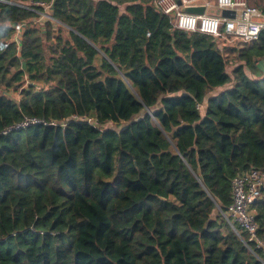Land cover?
<instances>
[{
    "label": "trees",
    "instance_id": "16d2710c",
    "mask_svg": "<svg viewBox=\"0 0 264 264\" xmlns=\"http://www.w3.org/2000/svg\"><path fill=\"white\" fill-rule=\"evenodd\" d=\"M37 1L0 0V264H263L221 210L264 169V29L230 44L154 0ZM26 118L49 124L4 133ZM252 211L264 237V196Z\"/></svg>",
    "mask_w": 264,
    "mask_h": 264
},
{
    "label": "built area",
    "instance_id": "2783aa9c",
    "mask_svg": "<svg viewBox=\"0 0 264 264\" xmlns=\"http://www.w3.org/2000/svg\"><path fill=\"white\" fill-rule=\"evenodd\" d=\"M52 3V0L37 1L26 7L31 10H35L34 6L41 7L43 8V12H40L42 17L51 18L48 9ZM155 5L159 10L173 17L172 22L175 28L189 32L199 31L212 35L216 39L226 38L249 43L257 40L264 29V13L261 9L248 4L247 0H215L214 6L216 5L217 10H235L236 14L233 18L210 12V8L213 7L211 0H155ZM199 5L206 7L203 14L190 13L184 10L187 6ZM27 24L28 22H21L15 26L13 40L18 47ZM73 120L96 123L94 119L88 117L74 116ZM37 124L49 123L37 118H26L24 121L7 128L4 133ZM232 194L231 205L226 211L221 210V213L235 230H237L236 226H239L247 232V245L249 247V243H254L256 248H260L264 252V237H261L259 233L260 227L255 213L252 211L254 203L264 196V169L251 168L249 171L237 175L232 181ZM261 261L264 264V259Z\"/></svg>",
    "mask_w": 264,
    "mask_h": 264
},
{
    "label": "water",
    "instance_id": "95a60500",
    "mask_svg": "<svg viewBox=\"0 0 264 264\" xmlns=\"http://www.w3.org/2000/svg\"><path fill=\"white\" fill-rule=\"evenodd\" d=\"M185 11L190 12V13H197V14H203L206 10V7L204 5H199V6H187L184 8ZM218 14H221L223 17H228V18H233L235 17V10L231 9H222L218 10ZM23 67L26 68V63H23Z\"/></svg>",
    "mask_w": 264,
    "mask_h": 264
},
{
    "label": "rangeland",
    "instance_id": "374dc122",
    "mask_svg": "<svg viewBox=\"0 0 264 264\" xmlns=\"http://www.w3.org/2000/svg\"><path fill=\"white\" fill-rule=\"evenodd\" d=\"M211 2H213V8L215 9L214 10V14H218L217 12H218V10H217V7H216V5L214 6V2H215V0H211ZM247 2H248V4H249V0H247ZM154 3H155V0H154ZM251 5V4H250ZM253 6H255V5H253ZM255 7H257L258 8V6H255ZM124 9V6H122L121 7V10H123ZM210 10H211V8H210ZM228 40V39H227ZM228 42L230 43V44H238L239 43V41L238 40H228ZM229 60H232V57H229ZM233 68H234V66H233V63L231 62L230 64H229V66H228V71L230 72V73H232V70H233ZM228 86H231V85H228ZM224 88L222 87V88H217V89H215L214 91H212L211 93H210V95L212 94V95H215V94H217V93H219L220 91H222ZM16 96H18V95H16ZM216 214H218V213H215L214 214V216H216Z\"/></svg>",
    "mask_w": 264,
    "mask_h": 264
},
{
    "label": "crops",
    "instance_id": "0c3cea01",
    "mask_svg": "<svg viewBox=\"0 0 264 264\" xmlns=\"http://www.w3.org/2000/svg\"><path fill=\"white\" fill-rule=\"evenodd\" d=\"M214 10H215V9L212 7L210 12H212V13H213V12H214Z\"/></svg>",
    "mask_w": 264,
    "mask_h": 264
}]
</instances>
